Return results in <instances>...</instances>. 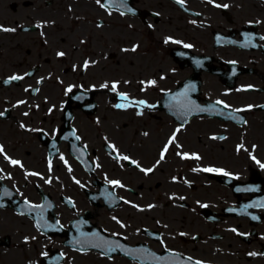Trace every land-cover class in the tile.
<instances>
[{"label":"flooded vegetation","instance_id":"af4514ba","mask_svg":"<svg viewBox=\"0 0 264 264\" xmlns=\"http://www.w3.org/2000/svg\"><path fill=\"white\" fill-rule=\"evenodd\" d=\"M0 113L9 264H264V0H0Z\"/></svg>","mask_w":264,"mask_h":264},{"label":"snow or ice","instance_id":"6c2138e0","mask_svg":"<svg viewBox=\"0 0 264 264\" xmlns=\"http://www.w3.org/2000/svg\"><path fill=\"white\" fill-rule=\"evenodd\" d=\"M96 2L98 3V4H100L101 3V0H96ZM178 2L179 3H181V4H183L184 3V0H178ZM104 5L103 4H101V7H103ZM217 7H221V5H217ZM222 7H227V5H223ZM4 31H14V29H3ZM185 47H191V45H185ZM133 50H135V49H133ZM58 55H60V56H64V53L63 52H61V53H59ZM88 67V64H87V62L85 63V68H87ZM11 79L12 80H20V79H23V77H19V76H13V77H11ZM151 84H155V81H151L150 82ZM104 87H107V84H105L104 85ZM116 87H117V85L116 84H113L112 85V89H113V91H115L116 90ZM72 89L71 88H69L68 89V91L70 92ZM123 100H127V97L126 96H123L122 95V97H121ZM141 104L142 103H144V102H140ZM218 103H220V102H218ZM124 105H117V107H123ZM0 115H2V113H0ZM175 141V136H173L170 140H169V144H172L173 142ZM113 148H114V146H112ZM167 152V147H165V149H164V152H162V154H161V159H164V153H166ZM0 153H4V148H3V146L2 145H0ZM5 158L6 159H8L9 161H10V163L12 164V165H20L21 167H22V165H21V162L20 161H18V160H14V159H11L10 157H7V156H5ZM122 159H124V160H128L129 159V157H127V156H123V157H121ZM183 158H185V159H188V158H190L187 154H185L184 155V157ZM192 158H195V159H199V157L198 156H196V157H192ZM61 159H63V157H61ZM253 159H255V157H253ZM133 163H135L134 161H133ZM49 165H50V167H51V163L49 162ZM137 167H139V165H137ZM262 167H264V165H262ZM204 171H216V170H214V169H203ZM142 171H144L145 173H148V172H151V171H153V169H142ZM225 175H228V173H224ZM30 175H38V173H30ZM49 183L51 182V181H48ZM110 183H112V184H114V185H119L120 184V182L119 181H111ZM121 187L123 186V185H120ZM116 247H120L118 244L116 245ZM115 250V248H113V247H109L108 248V251L109 252H111V251H114ZM252 255H255V253H252Z\"/></svg>","mask_w":264,"mask_h":264},{"label":"rangeland","instance_id":"374dc122","mask_svg":"<svg viewBox=\"0 0 264 264\" xmlns=\"http://www.w3.org/2000/svg\"><path fill=\"white\" fill-rule=\"evenodd\" d=\"M79 195H81L80 192ZM85 203H86L85 200H83V205H85ZM13 218H26V217H20L11 210L0 209V238L7 236L9 232L8 225ZM0 264H9V250L6 247L4 248L0 247Z\"/></svg>","mask_w":264,"mask_h":264}]
</instances>
